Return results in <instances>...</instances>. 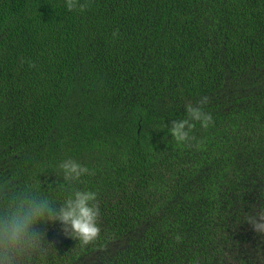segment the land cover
I'll list each match as a JSON object with an SVG mask.
<instances>
[{"label":"trees","instance_id":"trees-1","mask_svg":"<svg viewBox=\"0 0 264 264\" xmlns=\"http://www.w3.org/2000/svg\"><path fill=\"white\" fill-rule=\"evenodd\" d=\"M80 2L0 0V186L70 157L97 192L92 243L41 226L53 264H264V0ZM187 104L213 118L191 146Z\"/></svg>","mask_w":264,"mask_h":264},{"label":"clouds","instance_id":"clouds-1","mask_svg":"<svg viewBox=\"0 0 264 264\" xmlns=\"http://www.w3.org/2000/svg\"><path fill=\"white\" fill-rule=\"evenodd\" d=\"M65 5L68 11L81 13L88 7L80 0H65ZM200 103L206 104V98ZM194 122L206 129L213 118L202 107L187 104L185 118L172 120L168 130L177 143L191 146ZM58 168L62 182L53 189L44 190L33 182L0 186V264H53L59 252L42 225L59 224L66 238L82 246L99 236L97 192L75 187L89 174V168L70 157ZM246 221L254 231L264 233V206L254 209Z\"/></svg>","mask_w":264,"mask_h":264}]
</instances>
